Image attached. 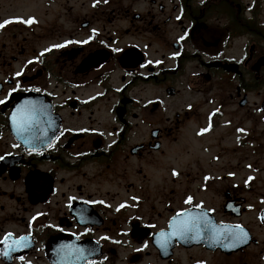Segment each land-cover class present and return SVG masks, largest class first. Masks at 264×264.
<instances>
[{
	"label": "flooded vegetation",
	"instance_id": "1",
	"mask_svg": "<svg viewBox=\"0 0 264 264\" xmlns=\"http://www.w3.org/2000/svg\"><path fill=\"white\" fill-rule=\"evenodd\" d=\"M41 1L65 33L0 13V264H264V0Z\"/></svg>",
	"mask_w": 264,
	"mask_h": 264
},
{
	"label": "rangeland",
	"instance_id": "2",
	"mask_svg": "<svg viewBox=\"0 0 264 264\" xmlns=\"http://www.w3.org/2000/svg\"><path fill=\"white\" fill-rule=\"evenodd\" d=\"M90 1L91 0H58L57 6L60 8L64 7L66 9H68L66 12L68 13V15L70 17V21H71V7H72V5H73V10L75 12H77V14H78V18H81L83 15L85 16L88 14L87 5L89 7ZM29 3L31 4V7H28ZM43 3L44 2H42L41 0H0V13H5V12H6V14L7 13L8 14H25L26 13V16H27V15H30V13L34 11V13H36L37 16L41 19V23H44V29L38 30L39 35L45 36L47 31L49 30V28L51 30L57 29L58 33L59 32L65 33L67 31V28L66 29L61 28L60 24L62 22L58 21L61 9H58L57 7H51L50 9L44 8ZM69 27L71 30L73 29L71 22L69 23ZM47 43L48 42H44V40H42V39H40L38 42L31 41V43H29V45H28V49H29V51H32L34 49V47H37L39 45H42V47H43ZM187 77H188V74L185 76V78H187ZM142 88H143V92H146V94H147L146 95L145 93H143V95H142L143 98H151V97H154L153 96L154 93H156V94L160 93L159 89H155L153 87H146V86L142 85ZM210 93H212L213 94L212 96H214V91L213 92L211 91ZM197 94L192 95L191 93L187 92V96L185 98V101H187V102H185V105L187 103L191 102V100H193L195 98L196 99L201 98V94L200 95H197ZM145 95L147 97H144ZM253 101H257V98L254 97ZM198 104H200V103H198ZM173 105H174V107L179 106V105H177V103L173 104ZM201 105H204V103H201ZM225 108H226V113L228 115V118L232 117V115L236 116L237 111H236V107L234 106V104H225ZM250 110L247 112L249 113ZM195 115L196 116L198 115L197 112H195ZM238 115L239 116H236V118L238 120L236 125H242L243 124V126L254 127L253 123H250V122L245 123V121H241L243 119V117L245 116L244 112H240V113H238ZM194 119H196V117ZM196 128H197V126H192V123H190L189 131H187V130H185V132L181 131L180 136H178L179 143L180 142L182 143L184 138H185V142H189L194 137L193 132H195ZM262 128H263V126H261V129ZM219 131H221V134L223 135V139H224V140H222L221 146L225 149L223 151L222 156H221V160H220L221 163H227L229 161H233L234 158L240 157L242 154H244L248 151L247 150L244 153H235V151H233V149L235 148L234 138L232 136L234 129H231L230 130L231 132L229 131V129H224V128H223V130L221 129ZM138 132H139L138 139L134 140L132 143H135V142L139 143V142L143 141L145 138V134H147V132H148V128L146 126H141L139 128ZM223 132H224V134H223ZM182 134L185 136L182 137L181 136ZM171 145L169 147H171ZM199 146H201V145L195 144L191 149L188 148V151L190 153L185 151V156L182 155L181 146H179L175 149L176 152L171 157L167 158L165 161H167V162L172 161L174 163H184V162L185 163H188V162L189 163L190 162L196 163V162H199L200 160L203 161L204 159H206L208 157L211 158V156L213 154L206 155V157H204V155L202 154L203 152L200 149H197ZM239 159H241V158H239ZM165 161H162V160L158 161L157 170H155L157 160H156V162H154V165H153L154 168H151V175H152L151 177L153 179L156 178L157 181H162V182L164 181L163 183H165V181H166L168 184H172L171 179H170V175H169V169L167 167H165V165L163 163ZM194 163H193V166L196 167L197 165ZM120 164H123V167L133 168L134 171L136 169V166L131 161L129 162V164L126 163L127 166L124 164V162H122ZM239 168L240 167H237V170H239ZM195 173L198 174L195 182H196V184L198 183L200 185L201 181H202L201 175L204 173V171L202 170L199 174L196 170ZM178 186H179V184L176 183L174 185V188L176 189V188H178ZM153 188L156 191V194H155L156 198H160L161 194L158 193V190H160V185H155ZM179 189H180V187H179ZM217 189H219V187H215L213 192L212 191L209 192L210 197H213L214 195H216ZM180 195H181V197H183L185 195V193H183V194L180 193ZM204 196L205 195H202L201 198L204 199Z\"/></svg>",
	"mask_w": 264,
	"mask_h": 264
},
{
	"label": "snow or ice",
	"instance_id": "3",
	"mask_svg": "<svg viewBox=\"0 0 264 264\" xmlns=\"http://www.w3.org/2000/svg\"><path fill=\"white\" fill-rule=\"evenodd\" d=\"M14 19L21 20L22 18H14ZM33 19H34V18L29 19V20H27V21H23V22H25V23H32V22H33ZM11 22H12L11 20H6V21H4L3 23H0V28L4 27L5 24H7V23H11ZM24 123H26V121H23V120H22V121H21V127H23ZM189 200H191V197H189ZM186 227H187V226H186Z\"/></svg>",
	"mask_w": 264,
	"mask_h": 264
}]
</instances>
